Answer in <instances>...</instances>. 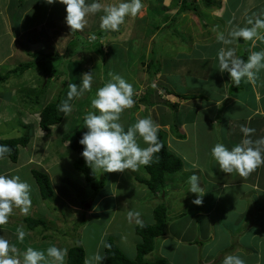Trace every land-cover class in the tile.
<instances>
[{"label": "rangeland", "instance_id": "1", "mask_svg": "<svg viewBox=\"0 0 264 264\" xmlns=\"http://www.w3.org/2000/svg\"><path fill=\"white\" fill-rule=\"evenodd\" d=\"M182 1L143 0L144 7L141 13L136 17H126V23L121 25L119 31L103 30L109 33H104L108 35L102 39V53H98L96 48L95 54L94 51H90L94 45L88 39L90 40L92 34H95V39L99 37L97 32L102 31L99 26L102 11L90 16L88 26L75 35V32L71 33L70 27L65 22L66 5L59 0L52 7V11L44 9L49 6L46 0H0V75H6L12 69L25 64L31 65V68L24 70L23 74H10L6 82L0 83V140L27 134L26 128L20 122L26 119L25 123L35 126L36 122L38 126L37 112L41 108L52 101L60 100L59 103H62L67 99L69 83L80 84L85 72L94 74L92 90L86 92L83 97L70 101L73 105L72 113L68 116L64 114L63 122L52 127L53 137L51 133L47 134L52 140L43 136L42 132L37 134L38 129L35 126V137L28 147L22 148L23 153L20 149L18 162L14 163L9 158L0 160V172L19 175L32 185V205L29 214L24 215L19 208H16L15 214L9 218L8 223L0 226V235H5L16 244L20 252L26 251L29 246L46 252L49 246L69 249L74 244L82 243L87 251V258L94 257L97 253L104 257L105 241L112 236L128 257L136 258V246L140 242V237L135 231L136 225L141 222L152 224L154 220L152 207L166 204L170 217L167 222L169 225L165 226L168 235L156 239L155 250L148 254L146 259L166 258L174 264H222L226 255L233 254L243 258L246 264H264V211L260 214L258 210L252 212L259 200L254 196H262V192L246 185L223 188L220 182L229 176L235 177L236 173L222 172L211 155V149L216 143H223L231 149L235 135L231 133V127L227 128L225 125L222 109L220 111L205 109L208 105L207 101L220 98L225 91L230 95V88L233 85L232 82L228 83L229 74L219 71L218 58L213 61L202 59L195 51H188L186 54L176 53L181 45L189 46L188 42L192 35L189 27L195 23L199 24L201 19V11H181ZM102 2L109 4L114 3L115 0H102ZM188 2H193L198 8L204 7L203 0H188ZM236 6V3H232L227 10L232 11ZM221 10L212 14L221 13ZM261 13L262 8L252 13L247 20L253 19L254 15L259 17ZM166 14L170 15L169 19L165 18ZM237 19L228 22L226 28L223 22H217L213 18L206 20L210 26H214V32L217 31L207 38H211V42L216 46L223 45L217 42L218 33L223 32L227 36L236 26L250 27L247 22L243 24L242 20L239 23ZM176 22H182L179 31L186 30L176 31ZM71 40L77 42L71 44L72 50L69 51ZM244 42L243 44L238 42V46H223L237 47L238 56L246 51L248 59L249 46ZM85 46L88 52L83 49ZM40 51L44 52L41 54ZM51 53L57 54L53 62H51ZM115 54L120 57L118 60L112 59V55ZM143 60L151 63L148 76L152 82L156 77L162 76L161 78L169 80L167 86L176 93L198 92L197 94L205 98L196 99L183 108L181 99L174 97L172 102L180 101L178 110L162 102L159 103L160 106L156 104L153 107H143L145 110L139 115L133 112L139 105L142 106L140 103L142 98L153 105L156 99H163L165 93L161 89L158 94L155 86L152 85L142 89L137 88L135 107L127 109L126 114L125 112L122 114L121 123L127 128L128 125L135 124L138 118L153 119L165 134L169 150L183 160V166L179 171L167 176V181L170 178L174 180L172 185L156 192L148 185L142 184L139 179L137 182L132 179L129 184L135 189L125 194L127 181L125 178L122 181L120 179L126 171L122 172L119 175V194L123 192L124 201L127 196L132 198L127 204L121 205V208L114 209L112 200L105 198L99 201L98 197L93 198L95 191L89 187L82 173L72 168V158L69 157L71 149L65 147L60 150L63 147L60 141L61 136L70 133L75 124L82 122V131H87L83 128V116L89 111H94L91 108V99L95 97L96 90L111 79L109 74H114L111 71L112 63L119 62L126 66L128 61H131L143 68L144 66H140ZM125 69L124 72L122 71L124 76L129 80L133 79L131 68ZM106 70L109 72L107 73ZM38 101L40 103L37 105ZM196 112L198 118L195 124L191 120L185 123L186 137L176 138L174 130L175 125L179 123L177 120L183 125L186 119H190ZM215 112L217 113L212 119L216 121V126L222 119L221 122L225 125L223 130L217 129L218 126L216 128L208 125L209 115ZM166 113L177 121L175 125L173 124V129L172 124L165 121L168 118L165 116ZM56 138L57 141L54 140ZM140 144L141 147L147 146L142 140ZM56 154H63V157L55 162ZM24 165L27 167H23ZM32 167L43 169L50 175L54 188L52 200L40 197L39 188L30 171ZM140 168L136 170L137 177L142 172ZM65 169L67 174L63 178ZM96 173L100 179H104V187L108 186L110 191L114 190L117 181L107 177L110 172L104 173L98 170ZM103 173L106 174V178ZM193 173L202 176L200 181L205 193L202 205L192 203L196 195L184 197L189 191V184L184 180ZM211 177L215 182L214 185L212 183L213 186L209 185ZM139 187L141 190H138ZM103 189L98 192V196L105 194L107 190ZM161 190L167 192L162 193L161 196L159 195ZM94 202L97 203V208L92 207ZM248 207L249 217L243 216L241 219V216L235 214L244 211L245 208L248 210ZM207 208L211 209L209 214L206 213ZM200 210H204V213L197 215L196 211ZM130 211L138 212L140 215L133 216L130 220L128 216ZM29 215L43 218L47 222V227L39 225L33 231L28 229L25 217ZM78 223L82 225L75 231L74 226L76 225L77 228ZM252 223L258 225L257 229H249ZM21 227L28 233L23 242L16 238L17 229ZM44 235L49 236L43 238ZM256 260L258 263L255 262ZM93 264L96 262L93 261Z\"/></svg>", "mask_w": 264, "mask_h": 264}, {"label": "clouds", "instance_id": "2", "mask_svg": "<svg viewBox=\"0 0 264 264\" xmlns=\"http://www.w3.org/2000/svg\"><path fill=\"white\" fill-rule=\"evenodd\" d=\"M46 2L54 4L57 0H46ZM59 2L66 5L65 22L70 27L71 33L83 31L88 26V18L101 11L103 15L100 16V28L114 32L119 31L121 25L126 23V17H136L144 7L143 0H115L114 3L109 4L103 3L102 0H90V2L89 0H59ZM247 25L250 27L236 26L227 36L223 32L218 33L217 42L225 46H238L241 38L245 42L264 41V16L248 19ZM92 39H95V34H92L88 40L91 41ZM97 47L94 46L90 51H94L96 54L95 49ZM98 48L100 49L98 53H102V46ZM83 49L86 52L89 51L86 48ZM43 52L40 51L39 53L42 54ZM217 57L219 71L221 73L227 72L236 86L241 83L242 79L255 83L258 73L264 70V49L250 51L248 59L244 60L237 55V47H221ZM109 75L111 79L104 86L98 88L95 97L91 99V108L94 111H89L83 116V128H86L87 131L79 140V143L84 146L82 156L93 173L98 170H102L104 173L124 172L125 170L136 171L141 166L150 165L154 160L155 153L160 150L162 145L159 142L158 133L161 128L150 117L138 118L135 124L125 128L124 124L121 123V116L135 103L134 87L118 74L110 73ZM93 82V72H85L80 84L69 83L67 99L59 105V111L65 116L70 115L73 111V105L70 101L81 98L86 92H90ZM161 91L165 93L161 101L169 105L171 103L169 95L171 94L164 90ZM172 94L175 96V93ZM37 115L39 117V111ZM55 125H52L48 131H44L38 124L36 126L37 134L42 132L43 136L52 140V127ZM34 127L29 143L25 147H28L35 137ZM240 131L243 133V138L238 144L229 149L223 143H216L211 149V155L222 172L227 174L237 172L240 176L246 177L257 168L264 166V136L253 139L256 130L246 125H241ZM50 133L51 137H48L47 134ZM66 134L61 136L60 143L70 148L69 141L63 139ZM54 140L57 141V138ZM141 140L147 145L146 147H141ZM22 148L24 147L21 146L20 149ZM11 151L10 146L0 144V160L6 159ZM187 183L190 186L188 192L196 194L192 203L202 205L205 193L201 186L200 177L193 173L188 178ZM89 187L91 188L90 185ZM103 188V190H107L105 194L108 195L107 186ZM105 194L96 195L93 198L105 199L107 198ZM31 195L32 185L27 180L22 179L19 175L0 172V226L8 223L9 218L15 214L14 209L16 208H19L22 214L28 215L32 205ZM40 197L42 198L41 194ZM92 207L97 208V203L94 202ZM139 215L138 212L130 211L128 213L130 220L133 216L138 217ZM26 235L28 233L22 227L17 229L16 238L18 241L23 242ZM105 247H110V245L105 244ZM67 255V248L57 246H49L46 252L29 246L26 251L20 252L16 244L7 239L5 235H0V264H65ZM104 259L97 253L94 257L87 258L85 264H93V261L96 264H102ZM222 264H246V261L239 255L230 254L224 257Z\"/></svg>", "mask_w": 264, "mask_h": 264}, {"label": "crops", "instance_id": "3", "mask_svg": "<svg viewBox=\"0 0 264 264\" xmlns=\"http://www.w3.org/2000/svg\"><path fill=\"white\" fill-rule=\"evenodd\" d=\"M263 1L264 0H258V1H252V2H249L247 0H213V3L211 4L210 7H205V5H204L203 8H198L197 7V10L195 12L201 11V19L199 21L200 26H199V24L195 23L196 25L193 24V25H191L189 27L190 32L192 31L191 32L192 35H190L191 40L188 42L189 46L185 47V46L181 45V47H179V49L176 51V53L179 52V53L186 54V52H188V51H195V52H197L200 55V58H202V59L204 58V59H208V60H212V61L217 59L218 58L217 57L218 50L221 47H224V46L221 45V44L216 46L215 43L211 42V38L210 39L207 38V37H209V35H212V33L216 34L217 31L214 32V29H213L214 26H210L206 22V20H209L210 18H213L217 22H223V26L225 28L228 26L227 25L228 22L234 21L237 18H240L239 20L237 19L238 21H240L239 23H241L242 20H243L242 23L244 24L245 22H247V18L249 16H251L252 13H254L255 11L259 10L260 8H262V11H264V3H263ZM232 3H236L237 6L235 7L234 10H232V11L229 10L228 11L227 8H228V6L230 7V5ZM244 3H245V5H244ZM55 4L56 3L49 4V6H47L44 9H46L47 11H52V7ZM239 8H241V10H239ZM217 10L218 11L221 10V13L212 14L214 11H217ZM190 11H193V10H190ZM183 12H186V11H183ZM238 13H241V14H238ZM256 17H258V16H256ZM256 17L254 15L252 18L255 19ZM222 18H223V20H221ZM42 23L43 22L41 21L40 24H42ZM170 23L173 24L174 22L170 21ZM183 24H184V22H183ZM175 25H176L175 26V30L178 31V32H183V31L186 30L185 29V30L179 31L180 30L179 29L180 26H182V22H180V23L176 22ZM195 31H196V33H194ZM176 42H177V39H176L175 43ZM239 43L243 44V41L242 42L239 41ZM244 43H245V45L248 44L249 52L250 51H260L261 49H264V41H261V40H255V42L250 41V43H248V41H247V42H244ZM119 58L120 57L117 56L116 54L112 55V59H114V60H118ZM145 62L143 60L142 61V65H140V66H144L143 68H140L139 66H137L139 64H137L135 62L133 63L131 61H128L126 66H125V64L121 65V63H119V62H115V63H112L113 67H112L111 71L114 74H118V75L124 77L127 80V82L131 83L133 85V87H134L135 94L138 93V91H137L138 89L137 88L142 89V88H145V87H147L149 85L155 86L154 88H156L158 94L160 92L159 91L160 89H163L165 92H167V90H169L171 88V87L169 88L167 86L169 80L168 79H163V78H161L162 76H159V77H156L154 82H152L150 80V78H149L150 76H148V69H149V66L151 65V63H147V62L145 63ZM128 67L131 68L130 69V72H132L131 75L134 74L133 79H130V80L127 79L124 76V73H123L126 70L125 68H128ZM106 71H107V73L109 72L108 70H106ZM172 73H174V72H172ZM225 74H227V72H225ZM258 75H260V76H257L255 83L248 82L246 79H242L241 83L239 84L240 87L236 86L231 81L230 78H227L228 83L232 82L231 84L233 85V87L235 86V88H233V87L230 88V90H231L230 93H229L230 95H227L226 91H225V93H223L220 96V98H218L216 100L210 99L211 101L208 99V101H207L208 105L205 108L206 110L217 109V110L220 111L222 109L223 121H224L225 125L227 126V128L231 127L230 131H231V133H233L235 135V140L232 142V146H235L236 144H238L241 141V139L243 138V133L240 131L241 125H246L248 127L254 128L256 130L255 133L253 134V137H252L253 139H256V138H259L261 136H264V70H261L260 73H258ZM234 89H235V91H234ZM171 91H172V93H175V96L172 93H169L171 95L168 94L169 97L171 96L170 99L171 98L172 99H171V103H169V105L168 104L167 105L172 107V104L175 103L174 105L175 106L177 105L175 107V108H177V110H178V107H179L178 103L180 101L183 102L182 104H184L183 108H186L187 106H189L190 104L193 103L192 101H195L196 99H201V98L204 99L205 98L201 94H197L198 92L195 93V92L189 91L190 94L188 93V94H180V95H187V96L193 95V96H196V97H193V99H192V97L190 99H182V98L177 96V94H179V93H176L174 90H171ZM174 97H176L178 100H180V99L181 100L180 101L177 100L178 103L177 102H173L172 103V100H173ZM136 98H135L134 101H137ZM143 100H144V98H142L140 100V103H142V106L139 105L138 108L133 112L134 114L136 112L137 114L140 115V113L143 110H145L144 109L145 107H148V106L149 107H153L156 104L158 106H160L159 103H162L161 99H159V100L156 99V101L154 102L153 105L148 104L147 102H143ZM152 101H154V100H152ZM133 107H135V103H134ZM216 113L217 112L213 113L212 115H209L208 120L210 121V123H208V125H213L216 128L218 126L219 128H217V129L223 130L225 125L222 124V122H221L222 119L220 121H218V125L217 126L215 124L216 121L214 119H212V118L215 117ZM124 114H126V110H125ZM165 116H166V118L168 117L167 119H165V121L167 120L169 123L172 124V129L174 127L173 124L175 125V122L178 121L180 123V124L177 123V125H175V130H174L175 134L174 133L173 134L177 135L176 138H182V137L185 138L186 135H187V132L184 129L185 126H186L185 123H188L191 120V122L193 124H195V121L198 118V113L197 112H196V114L193 113L191 118L190 119H186V121L183 123V125H182V122H180L179 120L175 121L172 118H170L169 117V116H171L170 114L168 115L166 113ZM173 137H175V136H173ZM65 147H67V146L63 145V147H61L60 150H63ZM21 153H23V149L21 150ZM69 154H70L69 157L72 158V160H71L72 163L74 162V160L79 155V154L73 152L72 150L69 151ZM47 155H48V153H47ZM54 156L56 157V160H55V162H56V161H59L61 159V157H63V154H56ZM44 159H46V157H44ZM33 163H34V161H33ZM43 164L45 165V163H43ZM216 164H217V162H216ZM23 167H27V165H24ZM23 167H21V168H23ZM140 169H141L140 171H142V172L138 174V177L135 176L136 175V171L125 170L126 172L123 173V177H122V179H120V181L124 180V178L127 181V186H126L127 190H126L125 194L129 193L130 190L135 189L134 187L132 188L130 186V184H129L130 180L133 179L135 182H137V180L139 178L140 179L141 178H146V176H144V175L148 176V174L144 170L143 166H141ZM121 173L122 172H110L109 175H107L108 178L112 177V179H115L117 181V184L115 185L114 190L110 191V189H109L108 195L105 194L107 196V198L109 200H112V203H114V205H113L114 209L121 208V205L127 204L128 201L132 198L131 196H127L125 198L126 201H124V200H122L123 195H124L123 192L121 193V195L119 194L120 185L118 183H119V175ZM235 173H236L235 177H233L234 175H232V176H229L226 179L224 178L220 182V185H222L223 188L236 187L237 185H246L248 187H253L254 190H260L262 192V196H254V197H258L259 200H258V203L256 204V206L254 207V210H252V209H250V210H252V212L253 211L255 212V211L258 210L259 214L262 213L264 211V166H261V167L257 168L255 171H253L250 175H248L246 177L240 176L237 172H235ZM58 174L60 175V173H58ZM58 174H56V175H58ZM66 174L67 173H66V169H65L64 173H63V178H65L64 176H66ZM104 175H106V174H104ZM199 177L201 178L202 176L200 175ZM188 178L186 177V179L184 181H188L187 180ZM168 181H167L168 184H166V187L169 186V185H172L174 180L170 178V179H168ZM212 183H213V185L215 184L214 178L211 177V179L209 181V185L213 186ZM142 184H144V183H142ZM130 187H131V189H130ZM107 188H108V186H107ZM138 190H141V188L139 187ZM161 191L162 192H160V194H159L161 196H162V193L167 192V190L166 191L161 190ZM176 194L177 193H175V195ZM191 195H196V194L187 192V193L184 194V197L185 196L186 197H190ZM252 199H253V201L255 200V198H252ZM101 200L103 201L102 198H100L99 201H101ZM164 205H166V204H164ZM249 207H251V205H249ZM249 207H248V210L245 208L244 211H241L240 213H235V214L238 215L239 217L241 216L240 217L241 219H243V216H244V218L245 217H249L250 216L249 215ZM202 212L204 213V210L203 211L202 210L196 211V213H198L197 215H200ZM210 212H211V209L207 208V212L206 213L209 214ZM168 225H169V223H168ZM257 227H258V225L256 223H252V224L249 225V229L250 230H255V229H257ZM166 235H168V234H166ZM258 260H256L255 262L258 263L257 262Z\"/></svg>", "mask_w": 264, "mask_h": 264}, {"label": "trees", "instance_id": "4", "mask_svg": "<svg viewBox=\"0 0 264 264\" xmlns=\"http://www.w3.org/2000/svg\"><path fill=\"white\" fill-rule=\"evenodd\" d=\"M205 7H210L213 3V0H203ZM197 7L193 2L189 3L188 0H183L181 3V11L193 10L196 11ZM259 16H264V11ZM165 18H170L169 14L165 15ZM105 32L109 33V31H99L96 39H92L90 43L94 46L101 47V40L107 36L104 34ZM79 31L75 32V35H78ZM100 33V34H99ZM81 40V39H80ZM79 40V41H80ZM89 41V40H88ZM240 42L244 41L242 38L239 40ZM77 42L75 40L70 41L69 51L72 50L70 48L71 44ZM85 46L84 48H86ZM97 47V48H98ZM98 50H100L98 48ZM101 52V51H100ZM51 62H53L54 57H57V54H51ZM241 57L244 60H247V52L241 54ZM75 66V65H74ZM151 66V65H150ZM31 68L30 64H25L23 66L14 68L10 73L6 75H0V83L7 81L10 77V74H22L24 70ZM168 93H172L169 89ZM178 97L182 99H190L191 97H196L193 95H180L177 94ZM145 98L143 102H145ZM59 101L50 102L41 110H39V120L38 124L44 131H48L52 125L59 124L63 122L64 113L59 111ZM147 103L149 101H146ZM40 102L38 101L36 104L38 105ZM149 104V103H148ZM177 106V105H176ZM172 104V107H176ZM31 115V114H30ZM26 121V119H25ZM24 122H20V124L24 125L26 128L27 134H22L15 138L0 140V144H6L10 146L12 149L11 153L7 156V158L11 159L12 162L16 163L19 159L20 147H25L29 143L30 136L33 133V124H27ZM35 122V121H34ZM73 124V122H72ZM35 126L37 123L35 122ZM82 122L80 124H75L72 126L71 133L66 134L63 139L65 141H69L70 148L78 153V157L73 162V168L75 171L82 173L87 183L91 186V188L95 191L94 196L98 194V192L104 187V179H100L97 176V173L92 171V169L86 164L85 158L82 156V151L84 146L79 143V140L82 138L83 131L81 129ZM165 135L163 131L160 129L158 133L159 142L161 143L160 150L155 153L153 162L148 166H143L144 170L148 174L146 178H139V181L148 185L150 189L154 192L164 188L167 183V176L173 174L183 166V160L177 156L174 152L170 151L168 145L165 141ZM31 173L35 178L36 185L39 188L40 194L43 199H53L54 197V188L52 184V179L50 175L38 167L31 168ZM106 175H104L105 177ZM106 178V177H105ZM152 210L154 212V221L152 224L141 222L136 225V234L140 237V242L137 244V256L136 258L128 257L124 251L120 248V246L115 241L114 237L110 236L106 239L105 244L110 245V247H105L104 244V264H174L170 262L166 258H158L157 260L146 259V256L155 250V241L158 237L165 236L167 234L166 224L170 220L168 217V209L165 205L159 204L157 206H153ZM25 222L27 223V227L30 230H35V228L39 225H42L44 228L47 227V222L43 220V218L38 216H30L25 217ZM82 225L78 223V227L74 226V230L77 231L79 226ZM49 235H44L43 238H46ZM87 251L84 248V245L81 243L74 244L68 249L67 260L65 264H85V260L87 258Z\"/></svg>", "mask_w": 264, "mask_h": 264}]
</instances>
